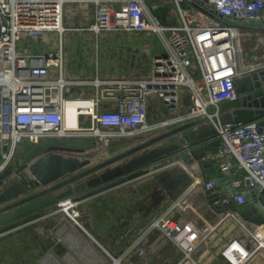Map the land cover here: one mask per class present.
Masks as SVG:
<instances>
[{
    "label": "built area",
    "instance_id": "1",
    "mask_svg": "<svg viewBox=\"0 0 264 264\" xmlns=\"http://www.w3.org/2000/svg\"><path fill=\"white\" fill-rule=\"evenodd\" d=\"M77 2L95 6L94 21L87 29L91 35L143 34L161 39L166 57L153 58L150 78L93 81L88 85L103 86L98 97L70 96V90L84 84L68 75L65 53L64 9ZM166 5L170 20L165 22L145 0H0V174L17 160L19 150L52 139L90 138L98 148L109 150L114 138L145 134L151 94L168 111L180 112L156 129L209 120L210 109L218 112L221 104L237 100L235 81L248 73L240 70L236 46L244 32L225 25L206 7L232 21L254 22L264 18V0H170ZM182 92L190 106L181 113ZM104 99H116L117 110L101 111L99 102ZM74 113L79 120L76 128L69 124ZM215 117L217 145L205 159L218 165L225 180L204 181L201 172L202 191L216 195L220 199L216 205L221 207L230 201L242 207L264 200L261 128L257 122L222 125L217 113ZM222 189L227 191L221 195ZM242 226L250 236L234 238L223 248L225 264H248L257 254H264V234ZM152 229L180 251V264H197L194 255L208 237L197 223L166 215L156 219ZM143 255L142 250L139 256Z\"/></svg>",
    "mask_w": 264,
    "mask_h": 264
},
{
    "label": "water",
    "instance_id": "2",
    "mask_svg": "<svg viewBox=\"0 0 264 264\" xmlns=\"http://www.w3.org/2000/svg\"><path fill=\"white\" fill-rule=\"evenodd\" d=\"M206 10L225 25L246 33L264 35V18L254 22H237L219 16L209 7ZM151 12L166 22V18L159 16L156 11L152 9ZM1 34L0 18V38ZM163 55L166 57L165 52ZM147 87L152 88L151 83H147ZM235 90L237 100L219 106L217 116L220 124L257 122L264 134V66L238 78ZM207 121L204 118L174 127L96 165L84 157L98 148L97 142L90 138L52 139L28 147L21 157L0 174V236L19 232L40 220L46 208L59 204L61 200L75 195L76 203L93 199L144 175L143 170L148 167L156 164L167 166L170 162L166 161L174 157L187 166H193L195 161L204 174V180L208 181L214 168L205 158L217 145L214 141L217 130L213 125L204 127ZM177 136H182L181 141L166 144ZM186 144L188 147H185ZM157 179L172 201L180 198L193 181L178 167L157 175ZM166 179L171 180L166 182ZM173 183L177 186H172ZM61 191L64 192L60 197L53 196ZM207 201L217 213L229 210L250 225L264 226L262 199L260 202L249 201L242 207H236L230 201L221 207L216 205L220 199L207 193Z\"/></svg>",
    "mask_w": 264,
    "mask_h": 264
},
{
    "label": "crops",
    "instance_id": "3",
    "mask_svg": "<svg viewBox=\"0 0 264 264\" xmlns=\"http://www.w3.org/2000/svg\"><path fill=\"white\" fill-rule=\"evenodd\" d=\"M158 4L162 3L159 2ZM155 10L159 16L164 18L166 17L167 21L170 20V13L167 7L159 5L156 6ZM126 36L127 38H132V36H135L148 40L149 45L147 44L146 47L150 57L152 56V58H155L158 55H163V51L161 52V50L156 47L157 45H155L154 49L150 48L153 42L151 39L155 38L154 36L135 34L101 35L96 37L91 34L77 33L73 34L72 38H76L77 41L82 40V38H86L87 40L96 44L98 48L100 47L101 43L105 42L106 40H114ZM243 36L254 37L258 35L244 32ZM260 36L263 37L262 40H260V45L264 46V35L262 34ZM70 38V35H66L65 37V53L68 60L67 73L70 77L84 82L83 85L75 87L73 90L69 91V94L72 97H98V94L101 92L103 86L96 87L88 85L89 82L99 81L100 83H104L105 81L146 80L152 76L151 71L149 77L147 78L143 76L137 77L136 75L143 71V68L142 70L137 68L136 72L133 64L131 66V71L128 74H112L101 72L98 61L97 64L94 63V66H96L93 69L87 70L84 68V61H82L80 58L79 61H75L72 57H70L69 52L67 51L69 43L72 42ZM254 59H256V57ZM256 60L258 61V59ZM261 66H264V57L261 60ZM180 98L183 105L181 111L182 113L189 108L190 102L188 96L184 92L180 94ZM117 107L118 101L116 99H104L99 102V109L101 111H115L117 110ZM148 107L149 130L145 132V134H140L134 137L114 138L112 140V147L109 150H104L101 147L97 148L95 151H98L101 154V159L103 158L102 154H106V156L100 160L98 164L160 135L161 133L159 132L161 130L156 129L162 124L159 121H165L162 119L163 117L170 118L172 115L174 119L180 113L165 109L163 101L155 94H151L149 97ZM152 116H154L153 120ZM85 132L86 131H81L79 133L83 134ZM80 137L86 136L80 135ZM181 139L182 136H177L169 140L166 144L168 145L171 143H177L178 141H181ZM90 153L91 152H88L84 157ZM166 162H170V164L165 167H161L162 164H156L148 167L143 170L144 175L139 176L136 179L129 181L127 184L115 188L114 190L97 196L93 199L76 203L74 199L77 197V195L66 198L67 200L61 203L57 212V214H64L66 216L64 218L65 225H61V223H54L52 226L53 230L51 231L52 235H55L54 233H56L59 238H61V235H67L66 239L63 238V246L67 247L69 253L71 254V251L78 247L76 245L74 247L70 245L71 242L69 240V233L72 230V222L70 221L71 216L69 214L73 213L74 210H79L80 213L84 215L87 213V211H89L90 208L93 210L97 209L98 211H103L105 213L109 211L113 216L116 214L120 215V212H122L126 215V217H120V220L117 222H109L108 219L103 220V224H105L106 227L110 226L109 228L111 231L109 230L110 232L107 234V236H99L102 237V241L98 238L96 241L92 242V244H95V252H91V254L95 256L94 264H118L121 261L127 263L130 262L133 264H180L182 260V254L180 251L170 241L163 238L160 232L152 229L153 222L159 217L174 215L177 219L193 221L202 228L203 232H208L207 239L202 242L194 255V260L197 264H225L221 257L223 248L228 245L232 239L241 237V234L232 237L231 232H228V228L226 227H230L234 224L235 228L243 229L242 225L245 224L246 227H248L250 230H253L252 232H255L257 231L258 226L250 225L244 222L231 211L217 213L208 204L207 193L201 189L200 177L202 176L199 175L201 171L199 170L195 161L193 162V166H187L183 162H179L177 157L171 158ZM176 167L183 169L187 175L193 179V181L188 190L180 198H178L176 201H172L166 189L157 179V175H160L165 171L172 170ZM213 168L214 173L210 175V180L223 183L225 179L221 178L218 171V165L213 163ZM170 180L171 179H166V182H170ZM172 186L177 185L173 183ZM222 191L227 190L222 189L220 194L223 193ZM123 205H128V209L126 210L127 213L124 212L125 209ZM53 216L54 215L47 217L44 216L36 222H55L53 219L50 220ZM63 228L66 229L64 230ZM62 229L64 231H62ZM67 232L69 233L67 234ZM21 233L22 232L19 231L7 236H0V240L5 237L10 238ZM77 233L80 236L87 238L85 241L79 239L81 242V250H79V264H88V259L84 257V255L87 254L86 252H90V249H87L86 245V243L90 241L89 237L81 234L79 230ZM215 238L219 239L220 249L217 251L215 246H213ZM142 250L144 251V255L139 256V252ZM53 251L54 250H51V252ZM51 252L43 255L37 264H71V260L68 258L69 254H65L60 259H57V256L53 255ZM51 256H53V258H51ZM248 264L261 263L257 259H253Z\"/></svg>",
    "mask_w": 264,
    "mask_h": 264
},
{
    "label": "rangeland",
    "instance_id": "4",
    "mask_svg": "<svg viewBox=\"0 0 264 264\" xmlns=\"http://www.w3.org/2000/svg\"><path fill=\"white\" fill-rule=\"evenodd\" d=\"M145 2L149 6L150 10L153 9L154 11H156V6L159 5L168 8L169 6L166 4H169L170 0H145ZM159 2L162 4H158ZM94 18L95 6L91 3L84 4L77 2L69 3L65 6L64 26L67 29V35H70V39L72 40V42H70L67 47V51L69 52L70 57H72L75 61H79V58L84 61V68H86L87 70L93 69L96 66H94V63L97 64L98 61L100 64L99 66L101 72L112 74H128L131 71V66L133 64L136 72L137 68L141 70L143 68V71L139 72L138 75H136L137 77H149V74L151 73L153 68V58L152 56H149L147 51L148 49L146 46L148 44V40L135 36H132V38H127L126 36L114 40H106L105 42L101 43L100 47L97 48L96 44H94L92 41L87 40L86 38H82V40L78 41L76 38H72V35L77 33L90 34L87 29L94 21ZM241 35L239 38V35L235 36L236 38H238L236 39V46L239 53V58L241 59L240 70L244 72H250L260 69L262 67L261 60L264 57V46L260 45V40H262L263 37L260 35H258L259 37H246L243 36V33H241ZM154 37L155 38L151 39L153 42L150 48L154 49L155 45H157L156 47H158L161 52H164L165 47L163 42L161 41V39H159V37ZM255 57L256 59H258V61L254 59ZM216 113L217 111L214 108L209 110V115L212 116V118L203 125L204 127L210 125H213L215 127V125L218 124V119L217 117H215ZM172 116H170V118L163 117L162 119L165 121L159 122L165 123L168 120L173 119ZM153 119L154 116H152V120ZM170 129L171 127H161L159 128V130H161L159 133L162 134ZM27 148L19 150V152L17 153V159L21 157V155ZM96 155L99 156L101 154L98 152ZM102 156L105 157L106 154H102ZM100 160L98 162H100ZM98 162L96 164H98ZM63 192L56 193L53 196L60 197ZM66 200L67 199L61 200L59 204L52 205L51 207L45 209L43 215L45 217L54 215L50 220L53 219L55 220V222L47 221V223H32L23 228L20 231L22 232L21 234L10 238L5 237L1 239L0 264H37V262L41 260L42 256L48 254L49 252H51V250H54L51 253L53 255H56L57 259H60L65 254H69L71 264H79V250H81V242L79 241V239L82 241H85V239L80 238L81 236L76 232V228L80 231L81 234L89 237L90 241L86 243V245L87 249H90V252H86L87 254H85L84 257L88 259V264H94L95 256L91 254V252H95V244H92V242L96 241V239L98 238L102 241V237L99 236H107V234L111 231L109 228L110 226L106 227L105 224H103V220L108 219L109 222H117L120 220V217H126V215L120 212V215L116 214L113 216L109 211L105 213L103 211H98L97 209L93 210L92 208H90L86 214L82 215L79 210H74L76 212H79L80 215L78 218H76V216H73L72 213L69 214L71 216L70 221L72 222V230L70 233L67 232V234L69 233L70 235V245L72 247L76 245L78 248H74L70 254L67 247L63 246V238L66 239L67 235H61V238H59L56 233H54L55 235H52L51 233L54 223H61V225H65L64 218L66 216L64 214V216L61 214H57V212L61 203L65 202ZM123 206L125 209L124 212L127 213L126 210L128 209V205ZM226 228H228V232H231L232 237L240 234L241 237L244 238L250 236V234L248 232H245V230L235 228L234 224ZM63 229L65 230L66 228ZM63 229L62 231H64ZM251 243L253 244L254 242ZM213 246H215L216 251L220 249L218 238H215ZM254 259H257L261 264H264L263 253L257 254Z\"/></svg>",
    "mask_w": 264,
    "mask_h": 264
},
{
    "label": "bare ground",
    "instance_id": "5",
    "mask_svg": "<svg viewBox=\"0 0 264 264\" xmlns=\"http://www.w3.org/2000/svg\"><path fill=\"white\" fill-rule=\"evenodd\" d=\"M236 35H238V34H235L234 35V37L236 36ZM73 118H72V120L69 122V124H70V126L71 127H73V128H76L77 126H78V124H79V120H78V117H77V114H73V116H72ZM98 153V151H95V152H91L90 154H88L87 156H86V158L87 159H90L91 160V162L93 163V164H96L101 158H100V155L98 156V155H96ZM104 155H105V153H104ZM103 157V156H102ZM104 158V157H103ZM102 158V159H103ZM110 159V158H109ZM108 160V159H107ZM228 220V219H227ZM76 230V232L78 231L77 230V228L75 229ZM257 231H258V233L259 232H262L263 234H264V226L263 227H260V226H258L257 227ZM82 238V237H81Z\"/></svg>",
    "mask_w": 264,
    "mask_h": 264
}]
</instances>
